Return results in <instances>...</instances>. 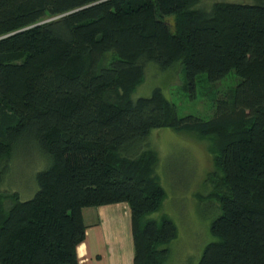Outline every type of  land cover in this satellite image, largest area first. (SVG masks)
Here are the masks:
<instances>
[{
  "label": "trees",
  "instance_id": "1",
  "mask_svg": "<svg viewBox=\"0 0 264 264\" xmlns=\"http://www.w3.org/2000/svg\"><path fill=\"white\" fill-rule=\"evenodd\" d=\"M200 1L0 0V165L24 140L46 159L32 197L0 209V264H77L82 209L118 203L132 264H164L176 230L151 218L165 195L146 143L163 128L211 157L219 215L197 264H264V0ZM148 63L238 81L210 118L178 117L157 88L130 97Z\"/></svg>",
  "mask_w": 264,
  "mask_h": 264
},
{
  "label": "rangeland",
  "instance_id": "2",
  "mask_svg": "<svg viewBox=\"0 0 264 264\" xmlns=\"http://www.w3.org/2000/svg\"><path fill=\"white\" fill-rule=\"evenodd\" d=\"M215 1L235 3L240 0H202L197 7L207 9ZM241 2H244L243 0ZM238 78L228 72L220 80L210 83L204 74L186 85L181 65L160 71L148 63L142 82L134 88L132 99L148 97L157 88L173 104L178 117L192 116L202 120L211 117L212 103L220 94L233 87ZM147 147L156 153L154 175L165 198L158 212L151 218L167 216L173 223L176 236L165 248L164 264H197L203 248L213 241L209 225L219 215L214 193L211 157L206 142L178 134L168 128L151 130L146 139ZM30 140L20 141L9 159L2 162L0 177V209L9 203L15 193L19 201H26L36 190L35 175L42 171L46 159Z\"/></svg>",
  "mask_w": 264,
  "mask_h": 264
},
{
  "label": "crops",
  "instance_id": "3",
  "mask_svg": "<svg viewBox=\"0 0 264 264\" xmlns=\"http://www.w3.org/2000/svg\"><path fill=\"white\" fill-rule=\"evenodd\" d=\"M84 239L75 248L77 264H132L129 210L110 204L81 211Z\"/></svg>",
  "mask_w": 264,
  "mask_h": 264
}]
</instances>
